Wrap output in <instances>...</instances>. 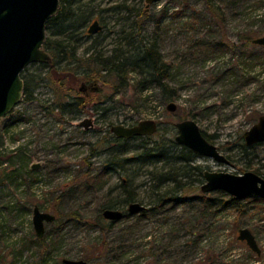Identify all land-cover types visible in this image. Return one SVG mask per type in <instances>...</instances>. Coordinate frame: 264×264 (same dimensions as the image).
Masks as SVG:
<instances>
[{
	"label": "rangeland",
	"instance_id": "1",
	"mask_svg": "<svg viewBox=\"0 0 264 264\" xmlns=\"http://www.w3.org/2000/svg\"><path fill=\"white\" fill-rule=\"evenodd\" d=\"M82 1L93 17L78 31L83 37L75 40L77 50L71 62L63 61L57 68L70 65L79 75L84 73L92 53L87 49L97 35L89 38L85 30L96 18L104 25L98 41L106 54L115 48L122 30L134 31L133 37L136 32L157 35L165 61L173 65L169 86L163 90L152 85L139 94L135 84L140 76L132 73L130 83L116 81L114 92L104 88L99 78L81 85L87 87L83 94L72 91L68 98L91 97L89 112L70 105L61 113L56 90L59 94L63 90L50 84L49 63H32L22 71L34 98L27 101L24 94L13 111L0 119V264H63L65 258L89 264H152L147 249L159 253L160 247L167 253L164 261L177 264H264V205L246 198L240 211L216 205L202 210L199 198L206 193L200 189V180L192 185L196 189L157 214L141 219L138 213L127 214L114 222L96 220L102 204L120 192L117 187L122 181L129 177L139 187L148 178V168L137 165L104 174L111 152L119 148L111 130L117 124L155 120L159 122L158 137H174L177 122L194 119L206 138L231 161L225 164L198 156L194 165H201L203 171L243 174L259 170L264 174V143L246 147L243 137L264 115V46L243 42L246 32L253 38L264 36V3L250 0L231 9L227 0H214L225 10L224 19L215 21L206 0H157L151 5L146 0ZM128 4L131 10L126 9ZM199 38L232 41L233 54L208 58L205 51L194 50ZM240 49L252 58V65L244 55H236ZM238 61L243 69L236 68ZM168 89L177 96L168 100ZM171 101L177 106L175 111L167 109ZM98 102L107 110H96ZM87 118L92 119V128L80 124ZM140 143L131 140L129 147L135 149ZM33 164L40 167L32 169ZM219 191L222 193L207 195L218 199L230 195ZM192 198L196 201H189ZM35 206L63 214L60 237L54 235L57 226L46 223V246L37 242ZM245 227L256 236L259 256L238 238ZM50 240L54 249L42 256L40 247H48ZM42 257L48 261L42 262Z\"/></svg>",
	"mask_w": 264,
	"mask_h": 264
},
{
	"label": "trees",
	"instance_id": "2",
	"mask_svg": "<svg viewBox=\"0 0 264 264\" xmlns=\"http://www.w3.org/2000/svg\"><path fill=\"white\" fill-rule=\"evenodd\" d=\"M81 1L82 0H60L59 12L49 19L46 24L47 39L44 46L52 56V60L49 63L50 75L48 79L50 84L55 83L58 85L57 87L63 90V94H59L56 90V94L59 97L56 99V102L57 105L61 107V113L70 105H73L74 109H81L89 112V107L92 106L93 101L91 97L80 95L73 99L71 97L70 99L72 100H68V98L74 91L83 94L84 91L80 90L81 85H88L99 78L102 79L104 88L112 89V91L115 92L117 88L116 81H119L121 85L128 84L130 83V74L136 73L140 76L135 84V91L137 90L139 94L144 93L152 85L160 86L163 90H166L169 86L173 65L170 64L171 62L167 63L165 61L161 52L159 37L154 35V33L151 37H146V35L136 32V36L133 37L134 31L122 30V34L120 33L116 46L110 54H106L104 47L99 46L101 45V42L98 41L100 32L95 33L94 35L86 33L85 35L89 38H93L96 34L97 35L94 38L93 43L87 49V51H92V53L89 55V60L84 59L85 61L87 60L88 64L86 69H84V73L79 75L78 71L72 70L74 67H70V65H67V67L62 69L56 67L57 64L63 61H66L67 63L68 61L71 62L70 57H73L77 50L75 47L77 42L75 40H80L81 37H83L78 31L81 28H85L87 23L91 21L93 17L92 10L90 11L86 7L84 8ZM247 1L250 0H227V6L231 9H235V7L241 8ZM206 2L211 19L215 21L223 20L225 16L224 7L222 5L216 6L214 0H206ZM261 2L264 3V0H261ZM126 9L131 10V4H128ZM141 13L142 12L139 14ZM85 31H87V28ZM135 38H137L136 41ZM252 38L253 36L246 32L243 39L244 44L251 46ZM233 46L235 47V43L232 41L224 39H219V41H217L212 38H199L194 41L193 45L194 50L199 48L209 54H206L208 58L210 56L221 57L229 53L232 55ZM242 46L246 47L243 44ZM189 54V59L194 57V52ZM240 54L243 57L244 54L241 49L236 50V55L240 56ZM245 58L252 65V58L249 56H245L244 59ZM70 62L69 64H71ZM237 63L234 66L237 65L236 68L243 69V64H240L239 61ZM58 71L61 73L55 74ZM24 81V98L27 101H31L34 97L29 90V80L24 79ZM168 91L170 90L168 89ZM97 92L98 93L95 94L99 95V91ZM176 96V93L170 91L168 94V100L175 98ZM107 99L108 97H105L104 102H106ZM99 102L95 105V109L98 110L103 108L106 111L107 109L105 107L100 108ZM43 107L44 109L47 108L45 104H43ZM48 108L51 109L52 105ZM159 130L160 129L158 128L157 132L151 136H138L131 139L113 136V142L117 143L119 148L111 152V155L104 166V174L117 167L125 168L129 165H137L143 169L148 168V178L139 187H137L134 184V181L129 177L127 181H122L117 187L120 188V192L111 197L109 201L102 204L100 207L98 218L96 219L98 222L100 221L103 223L106 221V218L102 214L104 209L126 207L130 203L136 201L147 203L146 205H148L145 210L138 214L140 219L146 215L157 214L165 206L176 203L180 199V196L187 193L188 190L196 189L195 186H192L195 184V181L200 180V182H204V171L202 166L194 165L193 163L198 155L186 146L178 144L175 140L176 136L158 137ZM131 140H141V143L135 149H131L129 147V141ZM8 156L9 155L6 156V159ZM0 158H3V155H0ZM95 185L96 183L90 186ZM86 187L88 188L89 185L87 184ZM215 193L219 194L222 192L215 191ZM248 198L252 199L255 203L264 205V199L259 198L258 196ZM189 201L196 200L192 198ZM199 202L202 210H204L206 206L210 208L211 205H216L218 209L226 207L235 208L238 211L243 207V200L236 199L231 195H228L226 199H218L204 194L199 198ZM52 213L56 216L53 224L58 228V230L54 231L55 237L58 238L62 231L61 224L63 226V214L57 209H54V212ZM46 238L47 235L45 232L43 237H37V242L46 246ZM128 243L129 239L127 244ZM48 244V247H40L43 250L42 256H45L46 253L49 252L52 253L54 249L52 246L54 243L50 240ZM146 255L152 257V264L167 263L164 261L167 253L161 247L159 253H153L150 249H147ZM155 256L159 259H155ZM41 260L42 262H47L48 258L42 257Z\"/></svg>",
	"mask_w": 264,
	"mask_h": 264
},
{
	"label": "water",
	"instance_id": "3",
	"mask_svg": "<svg viewBox=\"0 0 264 264\" xmlns=\"http://www.w3.org/2000/svg\"><path fill=\"white\" fill-rule=\"evenodd\" d=\"M157 0H146L148 5ZM177 1V0H170ZM60 0H0V119L6 117L22 101L25 81L22 71L32 63H50L52 56L45 49L47 39L46 24L59 12ZM99 20L89 27V33H97L101 29ZM252 42L264 45V36L253 38ZM167 109L175 111L176 104L172 101ZM88 126L91 120H85ZM178 134L176 141L189 147L203 157H209L219 163L230 164V160L220 152L203 134L194 119H186L176 123ZM158 130L155 120H143L132 126L117 124L112 126L115 135L123 138L153 135ZM248 146L264 142V115L244 133ZM40 164H33L32 169H38ZM204 183L201 190L204 193L224 191L236 199L244 200L251 196L264 199V178L254 171L235 174L227 171L206 169L203 173ZM146 206L141 202H133L128 206L131 215L142 212ZM103 216L112 221H119L125 216L120 209L106 208ZM56 216L42 211L38 206L33 210V225L37 237H43L46 223H52ZM239 240L245 241L249 248L261 253L256 236L249 228L239 230ZM64 264H89L86 260L63 259ZM172 264V263H167Z\"/></svg>",
	"mask_w": 264,
	"mask_h": 264
},
{
	"label": "flooded vegetation",
	"instance_id": "4",
	"mask_svg": "<svg viewBox=\"0 0 264 264\" xmlns=\"http://www.w3.org/2000/svg\"><path fill=\"white\" fill-rule=\"evenodd\" d=\"M96 20H98V19H96ZM94 21H95V20H94ZM94 21H93V22H94ZM99 21H100V20H99ZM93 22H92V23H93ZM92 23H91V24H92ZM91 24L88 25L86 33L92 35L93 33H89V27H90ZM100 24H101V27H102V28H101L98 32H103L104 25H103V23H102L101 21H100ZM98 32H97V33H98ZM94 34H95V33H94ZM94 34H93V35H94ZM260 46H264V45H260ZM82 85H83V84H82ZM86 88H87V87L84 88V87L81 86L80 90H81V91H84ZM85 91H86V90H85ZM171 102H172V101H171ZM87 119H88V120H91V124H88V126H85V125H84V126L86 127V129H87L88 127H91V128H92V127H93V124H94L93 121H92V119H89V118H87ZM87 119H85V120H87ZM83 122H84V121H82L80 124L83 125V124H82ZM157 123H158V128H159V122H157ZM124 125H125V126H132V125H135V124H127V125L124 124ZM176 128H177V127H176ZM111 130H112V127H111ZM156 132H157V131H156ZM112 133H113V131H112ZM154 134H155V133H154ZM154 134H153V135H154ZM112 136L120 137V136L115 135L114 133H113ZM145 136H150V135H145ZM134 137H138V136H134ZM243 137H244V136H243ZM122 138H123V137H122ZM132 138H133V137H132ZM126 139H131V138H126ZM175 140H176V139H175ZM244 141H245V138H244ZM176 142H177V141H176ZM177 143H178V142H177ZM263 143H264V142H259V143H255V144H252V145L248 146V145L246 144V142H245V145H246V147H254V146H256V145L263 144ZM178 144H179V143H178ZM180 145H181V144H180ZM183 146H185V145H183ZM187 148H189V147H187ZM189 149H190V148H189ZM192 151H193V150H192ZM193 152H194V151H193ZM195 153H196V152H195ZM196 154H197V153H196ZM197 155L200 156L199 154H197ZM230 163H231V161H230ZM204 171H205V170H204ZM254 172H255V171H254ZM256 173L259 174L260 176H262V177L264 178V174H261V173L259 172V170H258ZM203 183H204V182H203ZM203 183H202V184H203ZM202 184H201V185H202ZM201 185H200V189H201ZM210 193H213V192H209V194H210ZM206 194H207V193H206ZM128 206H129V205H127L126 209H124V210H123V209H120V208H117V209L122 210V211L124 212L125 216H126L127 214H129V213H128ZM146 208H147V207H146ZM102 214H103V211H102ZM138 214H139V213H138ZM129 215H130V214H129ZM125 216H124V217H125ZM124 217H123V218H124ZM106 220H109V219H106ZM109 221H112V220H109ZM112 222H114V221H112ZM252 251H253V250H252ZM256 254H257L258 256L260 255L259 253H256ZM167 263H172V262H167ZM167 263H162V264H167ZM63 264H64V263H63ZM172 264H177V263H172Z\"/></svg>",
	"mask_w": 264,
	"mask_h": 264
}]
</instances>
